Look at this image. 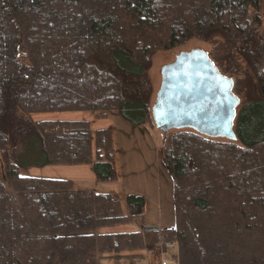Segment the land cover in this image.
Wrapping results in <instances>:
<instances>
[{"label":"trees","instance_id":"16d2710c","mask_svg":"<svg viewBox=\"0 0 264 264\" xmlns=\"http://www.w3.org/2000/svg\"><path fill=\"white\" fill-rule=\"evenodd\" d=\"M264 0H0V264H97L173 243L177 264H264ZM240 99L235 141L162 134L175 222L147 232L145 198L79 189L21 169L91 164L116 181L109 128L31 114L117 111L153 124L147 73L158 51L192 39ZM210 57V56H209ZM155 126V125H154ZM94 152L96 158L94 159ZM134 223L136 230L100 232Z\"/></svg>","mask_w":264,"mask_h":264},{"label":"rangeland","instance_id":"374dc122","mask_svg":"<svg viewBox=\"0 0 264 264\" xmlns=\"http://www.w3.org/2000/svg\"><path fill=\"white\" fill-rule=\"evenodd\" d=\"M260 17H262V27L264 28V6L260 8ZM193 49L205 51L210 56V59L220 56V44H218V42H202L194 38L186 44L170 49L169 51H158V53H156L152 58L151 65L147 73L152 91L150 97L151 105L155 103L154 100L161 84V70L163 66L173 62L181 52H189ZM31 119L34 121L87 120L90 123L92 135H94L95 131L98 129L109 128L114 140V149L116 150L117 161L119 164L118 184L120 185L117 187V185L113 184L112 181L100 182L96 178V175L93 174L91 164H60L26 167L25 169L20 170L21 175L45 178H63L73 181L74 185L80 189L87 188L89 190H96L100 192L116 191V194L118 193V196L121 198V204L125 213L127 212L125 202V194L128 192L127 188L137 185L139 187L138 191L141 192L144 190V192L148 194L149 198H151L152 194L158 198L160 202L159 204L162 207V219L160 220L162 227L174 224L175 216L172 193L174 182H172L170 172L162 164V132L156 126L151 124H140L139 126L133 125L132 123L125 121L116 110L107 111L104 115H98V112L96 111L85 110L35 112L34 114H31ZM95 158L96 154L94 152V159ZM123 170H125L124 173H122ZM151 192L153 193L151 194ZM151 213L149 211V215ZM121 228L122 229L120 230L132 231L136 230L138 227L136 224L131 223L124 225ZM120 230L115 231L120 232ZM98 231L109 232L113 231V228H102ZM148 243L152 244L154 242L150 240ZM158 244L161 249L166 248L162 244ZM169 250L175 251V248H170ZM142 255L145 256H125L121 259V261L99 258L97 263L153 264L151 263L152 260L149 252L144 250L142 251Z\"/></svg>","mask_w":264,"mask_h":264},{"label":"water","instance_id":"95a60500","mask_svg":"<svg viewBox=\"0 0 264 264\" xmlns=\"http://www.w3.org/2000/svg\"><path fill=\"white\" fill-rule=\"evenodd\" d=\"M161 79L150 114L164 135L189 129L207 138L237 139L234 120L240 99L234 94L233 79L222 75L205 51L181 52L163 66Z\"/></svg>","mask_w":264,"mask_h":264},{"label":"crops","instance_id":"0c3cea01","mask_svg":"<svg viewBox=\"0 0 264 264\" xmlns=\"http://www.w3.org/2000/svg\"><path fill=\"white\" fill-rule=\"evenodd\" d=\"M111 139L113 141V150L115 151L116 171L118 173L117 180L114 181V182H112V183L113 184H116L117 187H118L120 185V184H118V180H119V164H118V161H117L116 150L114 149L115 147H114V140L112 138V133H111ZM162 139H163V136H162ZM123 169H124V167H123ZM124 172H125V170L122 171V173H124ZM85 189H87V188H85ZM127 189H128V192H127V194H125L126 196L129 195L130 193H132V194H135V195L143 196L145 198V206H146L145 207V212H144L145 226H151V227L156 226L159 229L160 228L169 227V226L162 227V225L160 223V220L162 219L161 218L162 207L159 204L160 202H159L158 198L155 195L152 194L153 192H151L152 196H151V198H149L148 194H146V192H144V190L141 191V192L138 191L139 190V187L137 185L130 186ZM107 192H103V193H107ZM112 192H115L116 193V191H112ZM117 195H118V193H117ZM119 198H120V196H119ZM120 201H121V198H120ZM149 211H150V213L152 211V213L150 215H149ZM123 226L124 225H122L120 227L119 226L114 227L113 228V231L120 230V229H122L121 227H123ZM158 245H159L158 243H152V244L147 243L146 246H145V248L143 250H132V252H130L129 254L121 255V257H114V256L111 257L110 256V258H108V259H113L114 261H118V260L121 261V259L124 258L125 256L133 257V255H141V257L142 256L144 257L145 255H142V251L145 250V251L149 252V254L151 256V260H152V261L151 260L150 261L153 264H162L161 263L162 260H166V261L168 260V261L175 262V259L177 257V251H176V249H175V251L169 250L170 248H167V249L166 248H162L161 249L160 248V245L159 246ZM163 252H167V254L165 256H163L162 255Z\"/></svg>","mask_w":264,"mask_h":264},{"label":"built area","instance_id":"2783aa9c","mask_svg":"<svg viewBox=\"0 0 264 264\" xmlns=\"http://www.w3.org/2000/svg\"><path fill=\"white\" fill-rule=\"evenodd\" d=\"M162 244V243H160ZM163 246H165L166 248H174V244L173 243H165V244H162ZM167 253H163L162 255L165 256ZM162 264H176L175 262L173 261H166V260H162L161 261Z\"/></svg>","mask_w":264,"mask_h":264}]
</instances>
